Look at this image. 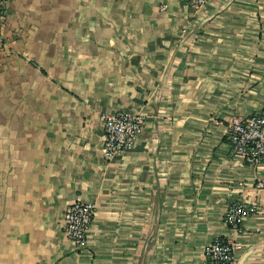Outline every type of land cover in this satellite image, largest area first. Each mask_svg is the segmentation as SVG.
Here are the masks:
<instances>
[{
    "label": "crops",
    "instance_id": "0c3cea01",
    "mask_svg": "<svg viewBox=\"0 0 264 264\" xmlns=\"http://www.w3.org/2000/svg\"><path fill=\"white\" fill-rule=\"evenodd\" d=\"M141 114L106 160L102 116ZM264 113V0H8L0 22V264H205L251 202L234 264H264V164L228 129ZM97 212L86 248L63 230Z\"/></svg>",
    "mask_w": 264,
    "mask_h": 264
},
{
    "label": "built area",
    "instance_id": "2783aa9c",
    "mask_svg": "<svg viewBox=\"0 0 264 264\" xmlns=\"http://www.w3.org/2000/svg\"><path fill=\"white\" fill-rule=\"evenodd\" d=\"M0 0V22L3 5ZM195 13L203 10L210 0H182ZM104 141L102 152L106 160L121 155L133 148L144 131L145 119L141 114L118 111L102 116ZM228 138L234 155L242 157L253 167L264 164V113L238 117L228 129ZM264 184L259 185L263 188ZM259 207L251 202L232 204L225 213L226 236H217L205 251V264H234V253L239 245L232 235L243 233L245 219L256 214ZM97 205L94 202L77 200L64 212L63 230L76 252L87 246L92 230Z\"/></svg>",
    "mask_w": 264,
    "mask_h": 264
},
{
    "label": "trees",
    "instance_id": "16d2710c",
    "mask_svg": "<svg viewBox=\"0 0 264 264\" xmlns=\"http://www.w3.org/2000/svg\"><path fill=\"white\" fill-rule=\"evenodd\" d=\"M3 1H6V0H3Z\"/></svg>",
    "mask_w": 264,
    "mask_h": 264
}]
</instances>
